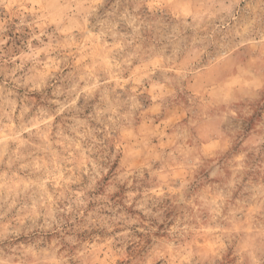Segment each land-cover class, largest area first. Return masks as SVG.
<instances>
[{
  "label": "clouds",
  "instance_id": "9594fccd",
  "mask_svg": "<svg viewBox=\"0 0 264 264\" xmlns=\"http://www.w3.org/2000/svg\"><path fill=\"white\" fill-rule=\"evenodd\" d=\"M0 264H264V0H0Z\"/></svg>",
  "mask_w": 264,
  "mask_h": 264
}]
</instances>
